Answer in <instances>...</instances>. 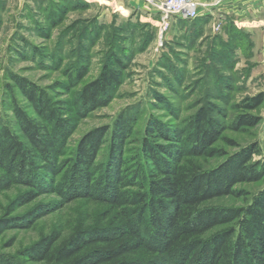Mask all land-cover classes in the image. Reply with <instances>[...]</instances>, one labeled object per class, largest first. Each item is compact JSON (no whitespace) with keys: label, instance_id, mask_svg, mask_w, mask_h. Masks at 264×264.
Here are the masks:
<instances>
[{"label":"trees","instance_id":"16d2710c","mask_svg":"<svg viewBox=\"0 0 264 264\" xmlns=\"http://www.w3.org/2000/svg\"><path fill=\"white\" fill-rule=\"evenodd\" d=\"M210 20L209 15L193 20V40L199 39ZM232 29L231 23L226 41L208 34L210 50H235L234 42L245 32L237 28L239 37H235ZM211 62V57L205 60ZM125 69L126 64L111 52L98 76L79 89L78 114L107 105L122 85ZM74 70L73 86L85 77L88 65ZM13 81L33 112L14 101L13 125L0 123V168L4 170L0 192L17 183L29 186L31 190L16 200L24 205L42 194L61 192L58 180L69 169L71 199L85 198L105 207L98 220L82 222L66 237L54 230L25 247L20 254L29 263L264 264V187L243 206L205 205L243 195L236 189L240 183L264 181V162L255 159L262 151L258 141L230 153L215 146L228 127L240 131L261 122L250 112L264 103L263 92L234 106L237 114L231 125L226 107L211 99L200 102L188 127L173 129L150 120L140 158H134L130 170L126 147L136 121L133 115L122 112L112 125L89 130L74 153L62 160L75 127L64 102L27 77L14 76ZM106 144L107 162L100 165L97 160ZM202 157L223 160L204 168L197 160ZM45 213L44 209L31 211L22 221L0 219V235L9 227H30ZM0 264L21 263L0 255Z\"/></svg>","mask_w":264,"mask_h":264},{"label":"rangeland","instance_id":"374dc122","mask_svg":"<svg viewBox=\"0 0 264 264\" xmlns=\"http://www.w3.org/2000/svg\"><path fill=\"white\" fill-rule=\"evenodd\" d=\"M197 1L201 5L196 18L211 16L207 34L226 41L231 23L235 28L232 36L239 37L237 28L245 32L238 43L234 42L235 50H210L212 45L206 37L193 40L196 18L172 15L168 30L161 35L156 0L150 2L151 11L140 7L141 0H0V123L13 125L14 101L28 113L33 112L13 81L14 76H22L62 100L72 118L75 127L62 160L74 153L86 132L112 125L122 112L136 120L126 147L130 170L134 169V158H140L141 140L150 120L173 129L188 127L189 117L200 102L211 99L226 107L227 124H233L237 114L234 106L246 97L264 93V0ZM111 52L126 64L122 85L107 105L87 115L78 114L75 99L79 89L98 76ZM208 57L212 62L206 64ZM84 64L88 72L73 86L74 69ZM250 113L262 118L257 126L240 131L228 127L215 146L230 153L258 141L262 151L255 159L264 162V103ZM107 150L108 144L98 157L100 165L107 162ZM197 160L209 168L223 157ZM68 170L58 180L61 192L42 194L24 205L16 200L31 190L29 186L17 183L0 192V219L19 217L22 221L31 211L46 212L30 227H9L0 235L2 257L32 264L20 254L25 247L54 230L66 237L82 222L98 220L105 207L85 198L72 200L68 186H72L73 178ZM263 187L264 181L240 183L236 189L243 195L222 197L205 205L243 206Z\"/></svg>","mask_w":264,"mask_h":264},{"label":"built area","instance_id":"2783aa9c","mask_svg":"<svg viewBox=\"0 0 264 264\" xmlns=\"http://www.w3.org/2000/svg\"><path fill=\"white\" fill-rule=\"evenodd\" d=\"M154 3L155 0H148ZM161 14L160 33L163 35L169 27V20L172 15H179L182 18L192 19L200 15V2L197 0H156L154 3ZM216 26L215 29H218Z\"/></svg>","mask_w":264,"mask_h":264},{"label":"crops","instance_id":"0c3cea01","mask_svg":"<svg viewBox=\"0 0 264 264\" xmlns=\"http://www.w3.org/2000/svg\"><path fill=\"white\" fill-rule=\"evenodd\" d=\"M150 2H147L146 0H141V2H140V7H142V8H144V9H148V11H151V9H152V7L150 6ZM141 8V9H142ZM202 17V16H201ZM212 23H211V20L208 22V23H205L204 24V26H203V33H202V35L199 37V41L201 40V39H203V38H205L208 34H207V32H208V29H210L211 30V25ZM209 33V32H208ZM169 36V34H167V36L166 37H168Z\"/></svg>","mask_w":264,"mask_h":264}]
</instances>
